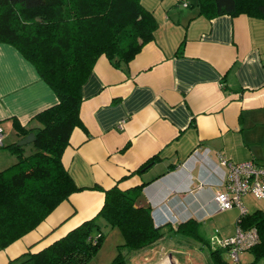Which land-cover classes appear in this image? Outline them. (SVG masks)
<instances>
[{"label": "crops", "instance_id": "0c3cea01", "mask_svg": "<svg viewBox=\"0 0 264 264\" xmlns=\"http://www.w3.org/2000/svg\"><path fill=\"white\" fill-rule=\"evenodd\" d=\"M198 2L141 0L158 23L154 39L125 69L102 55L82 87V126L72 132L62 164L84 191L0 250V264L39 253L96 217L104 190L114 186L141 187L136 205L150 208L153 224L164 230L131 264H213L202 242L234 237L240 210L219 211L214 194L228 172L222 160L264 166V18L209 19ZM58 102L32 63L0 44V127L5 141L12 137L4 145L22 139L14 120L35 125L33 118ZM3 147L0 171L14 159ZM211 223L218 229L207 236ZM184 225L198 226L199 237L176 233Z\"/></svg>", "mask_w": 264, "mask_h": 264}, {"label": "trees", "instance_id": "16d2710c", "mask_svg": "<svg viewBox=\"0 0 264 264\" xmlns=\"http://www.w3.org/2000/svg\"><path fill=\"white\" fill-rule=\"evenodd\" d=\"M198 1L199 13L209 19L243 14L264 18V0ZM157 29L155 16L141 0H0V44L17 48L59 99L33 118L35 125L24 127L14 120L20 138L35 134L32 143L3 147L17 162L0 171V250L37 228L73 193L84 191L62 164L72 132L82 126V87L102 55L125 69ZM141 190H104L105 203L96 217L13 264H87L99 252L105 228H117L124 237L112 264H131L137 251L164 236L163 228L153 224L150 208L136 205ZM240 219L242 230L259 232V244L250 250L255 257L251 264H259L264 260V212ZM198 230L184 225L176 233L197 239ZM202 243L209 247L213 264H229L223 257L227 249Z\"/></svg>", "mask_w": 264, "mask_h": 264}, {"label": "built area", "instance_id": "2783aa9c", "mask_svg": "<svg viewBox=\"0 0 264 264\" xmlns=\"http://www.w3.org/2000/svg\"><path fill=\"white\" fill-rule=\"evenodd\" d=\"M188 2L184 3L187 7ZM5 134L0 127V147L5 146ZM222 165L227 167V173L223 180L222 189L215 192V202L219 211H228L237 208L240 210L238 229L234 237L220 238L214 236L210 244L214 249H227L229 257L234 263L241 262V255L250 251L251 248L259 244V232L255 228L242 230L239 226L240 217L247 214L246 207L243 206V197L253 195L255 199H264V166L256 162L247 161L243 163L228 162L222 160Z\"/></svg>", "mask_w": 264, "mask_h": 264}, {"label": "rangeland", "instance_id": "374dc122", "mask_svg": "<svg viewBox=\"0 0 264 264\" xmlns=\"http://www.w3.org/2000/svg\"><path fill=\"white\" fill-rule=\"evenodd\" d=\"M11 140L12 137H9V139H7L5 143L9 144ZM15 162H17V157L14 156L12 162L10 161L5 163L4 164L5 166H3L2 169L10 168V166L15 164ZM243 202H244V206L248 207L250 214L256 212L261 208L264 209V199L262 200L255 199L253 196L249 195L248 197H244ZM216 229H218V227L217 224L215 223L213 224L211 223L209 224V226H206L207 236H209V234L210 235L214 234L213 232ZM104 231L106 236L103 239L99 252L96 254V256L90 259L87 264H112L113 260L118 255L119 250H117V245L123 243V237H121L119 230L116 228L115 230L104 229ZM245 255H247L248 258L246 259L243 257V259L241 260L242 263L247 262V260L251 261V263L255 261V257L251 253L247 252V254ZM224 257L230 259V257H227L226 255ZM230 264H235V263L233 262V260H231ZM259 264H264V260H261Z\"/></svg>", "mask_w": 264, "mask_h": 264}, {"label": "water", "instance_id": "95a60500", "mask_svg": "<svg viewBox=\"0 0 264 264\" xmlns=\"http://www.w3.org/2000/svg\"><path fill=\"white\" fill-rule=\"evenodd\" d=\"M35 134L33 133V134H30V135H28V136H26V137H24V138H22L21 139V141H19L18 143H17V145L18 146H25V145H28V144H30V143H32L34 140H35Z\"/></svg>", "mask_w": 264, "mask_h": 264}]
</instances>
